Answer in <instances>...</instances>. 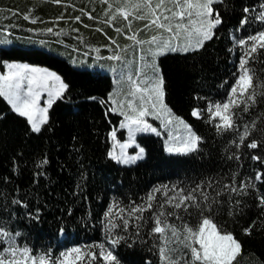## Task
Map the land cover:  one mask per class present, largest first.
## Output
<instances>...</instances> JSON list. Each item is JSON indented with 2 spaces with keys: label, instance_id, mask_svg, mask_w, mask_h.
<instances>
[{
  "label": "trees",
  "instance_id": "16d2710c",
  "mask_svg": "<svg viewBox=\"0 0 264 264\" xmlns=\"http://www.w3.org/2000/svg\"><path fill=\"white\" fill-rule=\"evenodd\" d=\"M262 3L264 0H224L213 5L223 23L203 48L189 53L167 52L159 57L165 103L203 138L199 151L168 153L160 135L140 134L137 140L146 156L127 166L108 156L111 131L117 129L118 140L126 137L119 127L123 116L109 110L112 76L93 72L90 65L78 67L58 51H69L76 59L92 60L93 64L96 58L113 54L107 47L111 44L109 37L121 47L129 44L123 35L117 36L112 27L99 22L106 19L103 11L107 5L90 0H64L61 5L49 0H0V68L4 69V61L27 62L55 71L69 85L64 98L55 100L49 109L48 123L40 133L32 132L27 119L0 96V227L21 233L17 243L26 244L34 255L51 251L55 257L71 247L100 243L107 247L110 237L104 213L113 201L120 207L140 204L160 185L192 188L199 184L210 198H217L223 185L233 183V174L238 187L240 180L253 177L255 171L264 172V165L251 159L252 155L264 156V151L236 149L231 141L237 138V132L218 134L212 124L205 122L206 111L201 119L191 115L195 108L204 110L207 103L225 99L243 55L237 41L261 30L260 22L255 20L240 26L245 15H255L243 9L258 12ZM80 9L98 19L90 20ZM62 14L64 19L58 20ZM25 15L30 18L24 19ZM75 16H81V21H75ZM122 23L118 20L115 25ZM142 26L134 22L133 31ZM48 28L53 31L48 32ZM148 36V32L140 33L141 39ZM4 41L10 44L3 45ZM250 66L257 70L264 67L259 62ZM261 113L264 104L242 114L238 122H249ZM257 124L264 126V120ZM251 139H260L259 132H253L246 143ZM233 153L240 155L239 161L229 159ZM255 183L264 192V186ZM254 191L250 189L247 196L231 193V199L224 192L212 214L214 222L232 232L242 245L236 264H264V214L251 194ZM156 195L163 200L161 193ZM13 200L21 203L13 204ZM236 200L241 201L239 206ZM178 211L188 219L182 210ZM150 215L144 213L145 217ZM254 220L257 226L250 235L245 234L244 229ZM195 222L193 218L191 223ZM151 226V222L143 224L139 236L134 226L127 232L113 230L114 235L125 237L115 251L121 264H160L158 241L149 235Z\"/></svg>",
  "mask_w": 264,
  "mask_h": 264
},
{
  "label": "snow or ice",
  "instance_id": "6c2138e0",
  "mask_svg": "<svg viewBox=\"0 0 264 264\" xmlns=\"http://www.w3.org/2000/svg\"><path fill=\"white\" fill-rule=\"evenodd\" d=\"M49 2L61 5L64 0ZM95 2L107 5L103 11L106 19L99 22L112 27L117 36L123 35L131 42L121 47L116 39L108 38L111 44L107 47L113 54L107 59L117 62L113 71L118 73V89L108 97L115 106L109 110L119 112L125 117L119 127L128 130V140L124 143L117 140V129L111 131L113 150L108 152V156L124 165H131L143 159L145 150L136 144V134H161L156 127L148 123L146 117L149 116L163 119L162 126L165 128L169 125H179L185 130L184 136L174 137L169 133V140L166 141L167 152L185 155L198 152L203 138L182 118L175 116L164 101L165 81L157 57L166 52L189 53L203 48L205 42L215 35L214 30L223 23L220 12L213 5L222 4L224 0H90V3ZM259 7L261 10L258 12L254 8L243 9L244 13L255 12V15H245L240 20V26L255 20L260 22L261 30L237 41L243 48V55L239 60L238 72L234 74L235 82L225 99L207 103L204 110L193 109L191 115L201 119L206 111L205 122L212 124L218 134L237 132V138L231 141L236 149L246 147L264 151V126L258 127L257 124L258 121L264 120V113L249 122H238L242 114H248L257 105L264 104V79L261 78L264 75V67L257 70L250 66L255 62L264 65V59H260L264 56V3ZM79 11L90 20L98 19L84 9ZM29 18L28 15L24 16V19ZM57 19H64L63 14ZM74 20L81 21V16H75ZM118 20L123 22L122 26L115 25ZM35 22L33 20V23ZM134 22L144 23L141 28L133 31ZM47 31L52 32L53 29L48 28ZM97 31L103 29L98 28ZM149 31L155 34L146 39L140 38L141 32ZM112 45L116 46L115 49ZM130 49L134 55L139 52L140 63L134 70L132 62L127 59ZM6 68V72L0 73V96L8 100L19 116L27 119L32 132L40 133L42 126L48 123L49 109L55 100L64 98L69 85L56 72L47 69L16 63H8ZM123 84H127L126 92L119 87ZM44 93L47 94V99L44 101L46 106L42 107L41 99ZM118 96L122 97L119 101L116 99ZM100 103L104 104L105 101L101 100ZM129 111L134 115H129ZM240 128L243 130L238 131ZM253 132H259L260 139H251L246 143ZM116 144H119V154L115 151ZM131 146L138 148V152L129 156L125 150ZM229 159L239 161L240 155L233 153ZM251 159L264 165V156L252 155ZM232 179V184L223 185L216 193L217 198H210L199 184L192 188L160 185L153 188L140 204L132 202L128 207H120L113 201L104 213L105 227L110 237L107 247L105 243H100L71 247L55 257L51 251L34 255L33 250L26 244L21 246L17 243V237L21 233H13L5 227H0V264H121L115 251L116 246L125 241V237L114 235L113 230L127 232L130 226H134L136 235L139 236L143 224L149 222L152 223L149 235L158 241L156 247L160 264H236L242 255V245L232 232L214 222L212 214L214 208L220 205L218 197L224 192L229 193L231 199V193L247 196L250 189L255 190L251 194L264 214V192L260 191L255 183L260 182L264 186V172L255 171L253 177L240 180L238 187L236 174H233ZM157 193L163 195V200L157 199ZM12 203L21 202L13 200ZM235 204L239 206L241 201L236 200ZM178 210H182L188 219L179 214ZM145 212H150L151 215L145 217ZM228 215H233V212L230 210ZM35 218L38 219V215ZM193 218L196 220L195 224L191 223ZM261 223L264 224V221ZM255 226L257 221L254 220L244 229L245 234L250 235Z\"/></svg>",
  "mask_w": 264,
  "mask_h": 264
},
{
  "label": "rangeland",
  "instance_id": "374dc122",
  "mask_svg": "<svg viewBox=\"0 0 264 264\" xmlns=\"http://www.w3.org/2000/svg\"><path fill=\"white\" fill-rule=\"evenodd\" d=\"M143 23H144V22H136V24H139V25H142ZM148 33H149V36L155 34V33L152 32V31H149ZM129 42H130V41H129ZM129 42H127V43H129ZM3 43H4L3 45H9V44H10L9 41H4ZM130 43H131V42H130ZM130 43H129V44H130ZM46 49L52 50L49 46H46ZM57 50H58V49H57ZM58 51H59V53H61L62 55H64V56L70 58L71 62H72L74 65L78 66V67H81V68H82V67H87L88 65L91 64V61H92V60L89 61V60H87V59H85V58H83L82 60H79V59H76L75 57H73L72 54H70L69 51H62V49H61V50H58ZM166 53H167V52H166ZM159 57H160V56L157 57V63H158V65H159ZM127 59H128L129 61L132 62V66H133V70H134L135 67H137V66L139 65V63H140V61H139V52H137V53L134 55L133 52H132V50L130 49L129 52H128V54H127ZM8 63L28 64L27 62L7 61V62H5V65H3V66H4V69H0V73H4V72L7 71L6 64H8ZM95 63H96V64H99V65L102 67V69L105 70V72H108L109 74L112 75V78H113V89H112L111 93H113L114 90H117V89H118V85L116 84V80H117V78H118V73L113 71V68H114V67H117V62L112 61V60H109V59H105V58H103V57H98V58H96ZM28 65H29V64H28ZM30 66H32V67H37V68H42V69H47V70H49V71H52L51 69L46 68V67L36 66V65H32V64H30ZM159 68H160V65H159ZM238 68H239V63H238ZM52 72H53V71H52ZM160 72H161V74H162L161 68H160ZM119 87H120L124 92L127 91V84L120 85ZM43 98H44V99H43ZM46 99H47V94H46V93L42 94V99H41V106H42V107L45 106V104H44L43 102H44V100H46ZM116 99L119 101V99H122V97L118 96V97H116ZM164 101H165V100H164ZM111 103H112V102H111ZM114 106H115V105L112 104V107H114ZM125 110H127V109H126V106H125ZM129 115H134V114L131 113V112L129 111ZM175 116H177V115H175ZM151 117H152V118H151ZM178 117H180V116H178ZM153 118H155V117H153V116L146 117V119L148 120V123H150L153 127H156V128H157V126L152 122V121H153ZM180 118H182V117H180ZM182 119L186 122V120H185L184 118H182ZM217 120H218V118H217ZM186 123L188 124V122H186ZM169 126L172 127V128H175L176 131H177V133H180V131H182L183 136L185 135V130L183 129L182 126H179V125H169ZM157 129H158V128H157ZM192 129H193V128H192ZM193 131H195V130L193 129ZM127 132H128V131H127ZM137 134H138V133H137ZM137 134H136V136H137ZM136 136H135L136 144H138L140 147H142V146L140 145V143L137 142V140H136ZM127 140H128V138H127ZM168 140H169V139H165V140H164L165 149H166V146H167V145H166V141H168ZM118 141H119V140H118ZM119 142H120V143H124V142H127V141H119ZM112 143H113V141H112ZM131 148H134L135 152H131ZM142 148H143V147H142ZM112 150H113V145H112V149H111V151H112ZM115 151H116L117 154H119V152H120L119 144H116V145H115ZM125 151H126L127 155L131 156V155H135V154L138 152V148H136L135 146H131V147H129L128 149H126ZM168 153H169V152H168ZM144 156H145V154H144ZM143 158H144V157H143Z\"/></svg>",
  "mask_w": 264,
  "mask_h": 264
},
{
  "label": "crops",
  "instance_id": "0c3cea01",
  "mask_svg": "<svg viewBox=\"0 0 264 264\" xmlns=\"http://www.w3.org/2000/svg\"><path fill=\"white\" fill-rule=\"evenodd\" d=\"M44 103V102H43Z\"/></svg>",
  "mask_w": 264,
  "mask_h": 264
}]
</instances>
